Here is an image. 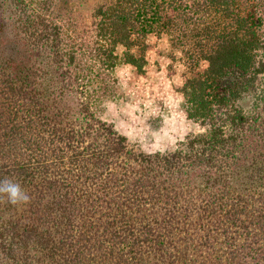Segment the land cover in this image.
Wrapping results in <instances>:
<instances>
[{"label":"trees","instance_id":"16d2710c","mask_svg":"<svg viewBox=\"0 0 264 264\" xmlns=\"http://www.w3.org/2000/svg\"><path fill=\"white\" fill-rule=\"evenodd\" d=\"M62 1L0 0V181L30 196L0 264H264V0ZM155 29L207 62L180 90L208 127L149 152L74 86Z\"/></svg>","mask_w":264,"mask_h":264},{"label":"rangeland","instance_id":"374dc122","mask_svg":"<svg viewBox=\"0 0 264 264\" xmlns=\"http://www.w3.org/2000/svg\"><path fill=\"white\" fill-rule=\"evenodd\" d=\"M26 1L30 5L35 2ZM56 1L65 4L62 0ZM83 13L86 15L89 11L83 10ZM143 43V46L135 44L128 49L144 57L145 62L140 67L126 61L125 47L118 45L114 67L101 69L99 74L93 71L91 76L79 79L74 87L77 96L88 101L96 115L111 121L136 149L172 150L186 134L203 132L208 127L188 117L185 97L180 90L184 80L202 72L207 62L200 60L195 66L186 63L185 51L173 46L166 31H148ZM234 77L230 73L222 83L229 84ZM251 101L244 105L246 112L250 111Z\"/></svg>","mask_w":264,"mask_h":264},{"label":"clouds","instance_id":"9594fccd","mask_svg":"<svg viewBox=\"0 0 264 264\" xmlns=\"http://www.w3.org/2000/svg\"><path fill=\"white\" fill-rule=\"evenodd\" d=\"M0 197L6 198L12 205L26 204L30 201L29 194L12 179L0 181Z\"/></svg>","mask_w":264,"mask_h":264}]
</instances>
